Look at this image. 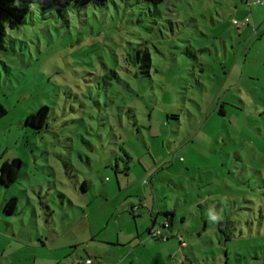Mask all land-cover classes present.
<instances>
[{"label": "rangeland", "instance_id": "obj_1", "mask_svg": "<svg viewBox=\"0 0 264 264\" xmlns=\"http://www.w3.org/2000/svg\"><path fill=\"white\" fill-rule=\"evenodd\" d=\"M107 5L35 8L0 42V159L22 165L0 264H264V0Z\"/></svg>", "mask_w": 264, "mask_h": 264}, {"label": "trees", "instance_id": "obj_2", "mask_svg": "<svg viewBox=\"0 0 264 264\" xmlns=\"http://www.w3.org/2000/svg\"><path fill=\"white\" fill-rule=\"evenodd\" d=\"M111 0H0V42L3 41L7 36V30L8 29H14L19 27L22 24H25L27 22V16H32L35 11V8H40L42 11L45 12V8H51L53 9V12L56 17L59 19H65L68 17V11L73 9H86L90 6L94 8H102L104 9L107 7L108 2ZM147 3H150L154 6L162 3L164 0H143ZM53 12H50L51 16H53ZM32 19V17H31ZM66 21V19H65ZM133 62V66H136L135 76H139L141 78H148L150 77V66H151V60L149 57L148 52L137 50L134 56L131 58ZM111 74L106 76L109 77V80H115L116 82L120 83L121 79L119 75L115 72L110 71ZM128 73H131V71L128 70ZM107 85L111 86L112 84L110 82L106 83ZM128 87V84H126ZM48 108L46 106H41L39 110L34 113L33 115H30L25 125L33 128L36 132L42 129H45L47 127L46 119L48 116ZM5 113V111L0 106V117ZM174 115H167L166 119H172L175 120ZM64 167L66 168V171L69 173L70 170H68V167L70 164L67 162H63ZM68 165V167H67ZM21 163L18 160H13L11 163H6L1 166V174H0V185H2L4 188L8 189L9 186H11L14 182L18 181L20 177V170H21ZM126 169H128V166L126 165ZM67 173V174H68ZM79 190L84 193L86 191V184L83 182L80 185ZM60 196H62L60 194ZM39 204L41 205L42 210L44 211V214L46 217V221L49 222L50 216L52 215V211L48 205L47 201H43V198L41 196H38ZM130 214L134 215V208L131 207ZM139 209V207L137 208ZM136 209V210H137ZM0 213L3 216H13L16 215L17 212V200L13 196H10V198H7L3 201L1 207H0ZM165 221L159 227L161 234L165 238H158L153 236L154 229L147 230L146 233L149 237L153 239H161L164 241H167L170 236L167 235L163 229L170 228V225L172 223V212H164L161 213ZM42 244V243H41Z\"/></svg>", "mask_w": 264, "mask_h": 264}, {"label": "crops", "instance_id": "obj_3", "mask_svg": "<svg viewBox=\"0 0 264 264\" xmlns=\"http://www.w3.org/2000/svg\"><path fill=\"white\" fill-rule=\"evenodd\" d=\"M244 26H246V25H244ZM0 162H1V166L4 164V162H5V160H4V158H1L0 159ZM5 199H7L6 197L5 198H3V200H2V202H1V204H0V207H1V205H2V203H3V201L5 200ZM28 199V202H29V198H27ZM131 207H133V205L131 206ZM143 208V207H142ZM145 208V207H144ZM139 209H140V207H139ZM171 212V211H170ZM161 212H160V210H156V214L153 216L152 214L150 215V225L148 226V227H146L145 229H146V231L147 230H151V229H154L155 228V226H156V216L157 215H159ZM172 214H173V212H172ZM174 218H175V215L173 214V216H172V223H171V225H170V228L169 229H171V227L173 226V220H174ZM135 221V220H134ZM136 222V221H135ZM134 222V223H135ZM140 235L138 234L137 235V237H139ZM42 246H44V243L42 242V244H41Z\"/></svg>", "mask_w": 264, "mask_h": 264}, {"label": "built area", "instance_id": "obj_4", "mask_svg": "<svg viewBox=\"0 0 264 264\" xmlns=\"http://www.w3.org/2000/svg\"><path fill=\"white\" fill-rule=\"evenodd\" d=\"M256 3H261V4H262V2H260V1H256ZM247 22H248V21H247V19H246V20L242 21V22L240 23V25H241V26H244V25L247 24ZM233 24H234V25H239V23H238L236 20L233 21ZM153 236L158 237V238H165V237L161 234L160 230H155V231H153ZM86 263H87V264H90L91 261H90V260H86Z\"/></svg>", "mask_w": 264, "mask_h": 264}, {"label": "clouds", "instance_id": "obj_5", "mask_svg": "<svg viewBox=\"0 0 264 264\" xmlns=\"http://www.w3.org/2000/svg\"><path fill=\"white\" fill-rule=\"evenodd\" d=\"M213 219H215V217H213Z\"/></svg>", "mask_w": 264, "mask_h": 264}]
</instances>
